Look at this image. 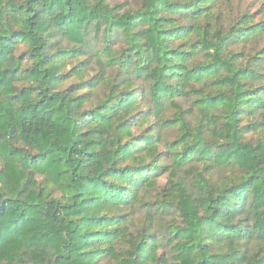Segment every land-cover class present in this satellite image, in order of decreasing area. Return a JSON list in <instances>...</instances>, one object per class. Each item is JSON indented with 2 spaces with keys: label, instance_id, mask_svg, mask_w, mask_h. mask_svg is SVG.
<instances>
[{
  "label": "trees",
  "instance_id": "16d2710c",
  "mask_svg": "<svg viewBox=\"0 0 264 264\" xmlns=\"http://www.w3.org/2000/svg\"><path fill=\"white\" fill-rule=\"evenodd\" d=\"M111 3L0 0V264H264V0Z\"/></svg>",
  "mask_w": 264,
  "mask_h": 264
},
{
  "label": "rangeland",
  "instance_id": "374dc122",
  "mask_svg": "<svg viewBox=\"0 0 264 264\" xmlns=\"http://www.w3.org/2000/svg\"><path fill=\"white\" fill-rule=\"evenodd\" d=\"M128 1L130 4L132 5H137L138 0H112L111 5L119 3V2H125ZM102 92H100L98 94V98H100V96H102ZM166 104V103H165ZM146 108V107H144ZM175 110L168 104L165 105L164 109H163V115L159 120V131H160V135L163 139V146L164 148H168V146L174 142L177 139L178 136V128L175 126H169L168 123L166 122V120H168L169 118H171L172 115H174ZM154 117H152L153 119ZM161 150H162V145H161ZM217 174L220 175V172H216ZM161 183L164 184L165 183V177L164 179L161 180Z\"/></svg>",
  "mask_w": 264,
  "mask_h": 264
}]
</instances>
